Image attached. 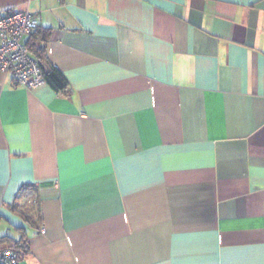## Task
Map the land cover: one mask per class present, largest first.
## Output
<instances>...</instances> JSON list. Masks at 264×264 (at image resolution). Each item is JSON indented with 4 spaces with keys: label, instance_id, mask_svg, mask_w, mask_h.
I'll return each mask as SVG.
<instances>
[{
    "label": "crops",
    "instance_id": "obj_1",
    "mask_svg": "<svg viewBox=\"0 0 264 264\" xmlns=\"http://www.w3.org/2000/svg\"><path fill=\"white\" fill-rule=\"evenodd\" d=\"M17 11L61 73L0 70L19 264H264V0H0Z\"/></svg>",
    "mask_w": 264,
    "mask_h": 264
},
{
    "label": "built area",
    "instance_id": "obj_2",
    "mask_svg": "<svg viewBox=\"0 0 264 264\" xmlns=\"http://www.w3.org/2000/svg\"><path fill=\"white\" fill-rule=\"evenodd\" d=\"M39 27L40 19L34 12L17 11L0 17V70L11 74L19 85L29 88L41 86L46 81L41 60L27 44ZM19 262L18 252L13 247L0 243V264Z\"/></svg>",
    "mask_w": 264,
    "mask_h": 264
},
{
    "label": "trees",
    "instance_id": "obj_3",
    "mask_svg": "<svg viewBox=\"0 0 264 264\" xmlns=\"http://www.w3.org/2000/svg\"><path fill=\"white\" fill-rule=\"evenodd\" d=\"M49 35V31L43 27H39L37 32L34 33L33 36L29 37L27 40V44L29 45L30 49L36 56L41 60L42 69L44 73L45 80H52L57 74L61 75L60 71L57 68L51 67L46 68L44 65V60L46 59L47 54V38ZM61 77V76H59ZM63 77V76H62ZM64 79V78H63ZM19 255V248L17 246L11 245ZM21 255H19L20 257Z\"/></svg>",
    "mask_w": 264,
    "mask_h": 264
}]
</instances>
